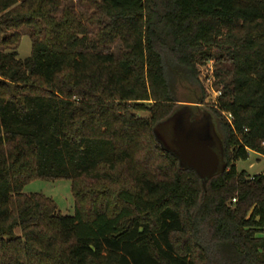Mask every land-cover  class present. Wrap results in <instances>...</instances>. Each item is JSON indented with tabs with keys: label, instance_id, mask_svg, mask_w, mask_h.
<instances>
[{
	"label": "trees",
	"instance_id": "trees-1",
	"mask_svg": "<svg viewBox=\"0 0 264 264\" xmlns=\"http://www.w3.org/2000/svg\"><path fill=\"white\" fill-rule=\"evenodd\" d=\"M78 1L87 19L68 0H0V264H264V175L236 168L264 157V0ZM213 59L230 64L207 110L226 167L204 187L153 132L193 103L180 90L204 105ZM60 180L72 217L24 193Z\"/></svg>",
	"mask_w": 264,
	"mask_h": 264
},
{
	"label": "rangeland",
	"instance_id": "rangeland-1",
	"mask_svg": "<svg viewBox=\"0 0 264 264\" xmlns=\"http://www.w3.org/2000/svg\"><path fill=\"white\" fill-rule=\"evenodd\" d=\"M72 2L74 12L83 18L87 19L90 15L88 8L81 6L78 0H68ZM13 34H17L16 43L13 45L12 51L16 52L18 58L21 60L27 59L31 55L32 43L30 40V30L27 27L12 31ZM88 38L92 40V34L88 35ZM121 44L117 43L111 47L106 53L114 54L118 56L121 51ZM211 53L214 56H220L221 51L218 48L211 49ZM229 68L230 64L223 63L218 64L215 59L212 61L204 62L198 67L199 81L205 90V101L202 108L206 111L208 108L216 106L218 99L222 95L223 86H218L217 74H220V68ZM181 99L196 103L197 93L194 91H181L178 95ZM182 104L181 106H183ZM186 105V104H185ZM180 108V107H179ZM208 112V111H207ZM139 118H149L147 112L134 113ZM177 117L169 118L168 120L160 123L154 130L155 140L168 152L176 155L177 149L175 146V131L174 124ZM216 151L221 158V166L224 167L223 160V145L221 140H217ZM238 172L245 171L252 178L256 175H264V157L250 152L249 159L247 161H240L236 163ZM25 194H39L43 195L55 202L58 211L64 216L75 215V199L72 194V183L70 181L60 180L52 182L34 181L24 189Z\"/></svg>",
	"mask_w": 264,
	"mask_h": 264
},
{
	"label": "water",
	"instance_id": "water-1",
	"mask_svg": "<svg viewBox=\"0 0 264 264\" xmlns=\"http://www.w3.org/2000/svg\"><path fill=\"white\" fill-rule=\"evenodd\" d=\"M196 104L201 105V100L196 101ZM175 117H177L174 124L177 153L171 154L178 158L181 167L193 170L205 187L207 182L223 173L226 167L225 161L224 167L221 166L222 160L216 151L217 140L220 139L222 145L223 142L214 118L202 107L196 109L186 105L176 109L169 118Z\"/></svg>",
	"mask_w": 264,
	"mask_h": 264
},
{
	"label": "flooded vegetation",
	"instance_id": "flooded-vegetation-1",
	"mask_svg": "<svg viewBox=\"0 0 264 264\" xmlns=\"http://www.w3.org/2000/svg\"><path fill=\"white\" fill-rule=\"evenodd\" d=\"M184 105H185V104H184ZM186 106H191V107H194V108H196V109L199 108V107H200V108L202 107V105H199V106H198L196 103H187Z\"/></svg>",
	"mask_w": 264,
	"mask_h": 264
},
{
	"label": "built area",
	"instance_id": "built-area-1",
	"mask_svg": "<svg viewBox=\"0 0 264 264\" xmlns=\"http://www.w3.org/2000/svg\"><path fill=\"white\" fill-rule=\"evenodd\" d=\"M226 118L228 119V121H229L230 123H231L232 120H233V117H232L230 114L226 115Z\"/></svg>",
	"mask_w": 264,
	"mask_h": 264
}]
</instances>
